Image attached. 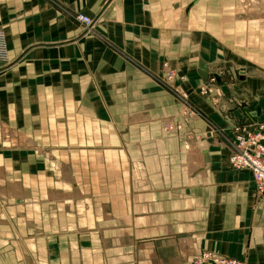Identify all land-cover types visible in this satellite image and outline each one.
Returning a JSON list of instances; mask_svg holds the SVG:
<instances>
[{
	"label": "crops",
	"instance_id": "crops-1",
	"mask_svg": "<svg viewBox=\"0 0 264 264\" xmlns=\"http://www.w3.org/2000/svg\"><path fill=\"white\" fill-rule=\"evenodd\" d=\"M238 5L0 0L10 56L0 66V264H59L54 242L47 262L26 261L31 223L23 207L45 193L56 200L46 190L59 185L49 177L54 165L64 172V162L73 190L86 196L90 223L110 212L111 230L120 237L127 230L133 264H193L205 252L264 264V195L256 196L249 171L229 163L235 125L264 126V74L250 66L264 70V15L240 20ZM75 14L94 27L84 30ZM166 70L185 78L177 84L190 93L196 118H181L182 105L163 84ZM213 75L221 90L214 105L195 93ZM165 120L183 122L188 147L163 132ZM20 219L18 235L12 227ZM119 245L112 264H126ZM108 259L103 253L101 264Z\"/></svg>",
	"mask_w": 264,
	"mask_h": 264
},
{
	"label": "rangeland",
	"instance_id": "rangeland-1",
	"mask_svg": "<svg viewBox=\"0 0 264 264\" xmlns=\"http://www.w3.org/2000/svg\"><path fill=\"white\" fill-rule=\"evenodd\" d=\"M237 2L239 4L236 10L238 19L249 20V18H254L261 20V17L264 15V6L261 0H237ZM250 21L251 20H249V22ZM250 66H252L253 71H256L254 76H258V74L262 73L264 74L263 69L256 67L254 64H251ZM166 71L168 77L167 81H165L166 83L163 84L172 90L174 97L176 100L178 99V102L182 105V112L180 113L181 118L183 121L185 119L192 120L196 118V116L199 114L194 102L191 100L190 93L185 88H183L181 84H177L178 82H185V78L178 79L174 71ZM237 73L238 70L236 71V74ZM219 85L220 82L216 76H209L205 81L200 82L197 87H195V93L199 97L207 99L212 105H214L213 99L215 98V95H219V92L221 91L219 90ZM185 108H189L193 114H190L189 112L184 113ZM166 123H169L174 127L180 126L182 129L179 131L175 130V132L171 133L166 132L164 130V125ZM162 124L163 132L168 135V137L175 139L177 138L178 141L183 145L184 141L190 138V136L182 133L184 129L183 122H170L165 120ZM4 136V131L0 128V137L3 141L5 140V138H3ZM190 140L192 142L191 138ZM17 144L18 143L15 145ZM31 162H34V160L31 159ZM54 162H56L54 157L48 158L43 160L41 166L45 168V164L53 165ZM64 163L62 165L64 166V172L63 170H59V173H57L60 167L58 168L56 165H54L55 172H52V177H49L54 178V180L58 182L59 185L53 186L50 184L46 190L47 193L51 189L55 190V192L59 195L56 197V200H50L47 198V194L45 193L43 198L34 197L33 199H27L25 201L26 203L24 205L27 206H24L23 208H28V215L30 216L28 217V223H31L30 225L26 223L29 225V227L26 228L23 234L25 239L22 240L24 241V245L27 244L26 246L29 253V258L26 259V261L29 260L30 262L37 263L40 260H43L44 262H47L46 256L50 253L48 244L49 242H54L58 245V248H60V251L57 253V257H59V264H101L103 253L104 261L107 262V258H109L108 264H112L113 258L117 255L116 248L117 243L119 242V246L125 247L124 258L127 262L125 261L124 263L133 264V243L132 239L130 240L131 236L127 230L126 232L123 230L121 231L123 232L121 233V237L119 234H117V231L111 230L112 227L109 225L110 222L108 223V221L115 220L116 218L111 217L112 214L110 212L106 213L108 216L104 214L106 218H104V216L102 217L100 213H97L96 216H93V223H90L88 216H85L86 205L84 201L86 196H84V194L78 190L77 186L73 190L74 180L73 178H70V169L68 164ZM65 174L67 175L65 176ZM62 175L67 177V180H64L68 182L67 184H62ZM7 182L5 181L4 185H6ZM75 192H80L83 196V199L73 201L72 198L67 199L68 197H66L65 200L60 201V198H63L62 196H68L69 194L72 195ZM9 203L14 204V201L10 200ZM20 206H23V204ZM92 207L94 206L92 205ZM14 222L15 223L13 224L12 231L13 233L17 232L19 235L16 225L22 223L21 219L18 222ZM70 222L72 225H70ZM33 224L34 227L32 226ZM117 239H119V241H117ZM106 249L110 250L108 255H106ZM51 264H54V262Z\"/></svg>",
	"mask_w": 264,
	"mask_h": 264
},
{
	"label": "built area",
	"instance_id": "built-area-1",
	"mask_svg": "<svg viewBox=\"0 0 264 264\" xmlns=\"http://www.w3.org/2000/svg\"><path fill=\"white\" fill-rule=\"evenodd\" d=\"M74 19L81 24L84 30L94 27V20L83 14H75ZM10 61L8 43L3 29H0V66ZM240 73V72H238ZM193 114L189 108L184 113ZM185 118V117H184ZM184 121H187L186 119ZM180 126L174 127L169 123L164 125L166 132L179 131ZM190 138L184 141L188 147ZM229 163L235 171H249L252 175L257 197L264 195V126L257 125L248 127L246 125H235L233 128V139L230 144ZM194 264H246L243 261L226 259L212 252H205L197 257Z\"/></svg>",
	"mask_w": 264,
	"mask_h": 264
},
{
	"label": "water",
	"instance_id": "water-1",
	"mask_svg": "<svg viewBox=\"0 0 264 264\" xmlns=\"http://www.w3.org/2000/svg\"><path fill=\"white\" fill-rule=\"evenodd\" d=\"M201 71H203L202 73L205 75V77L207 76V69L204 68L203 66H201Z\"/></svg>",
	"mask_w": 264,
	"mask_h": 264
}]
</instances>
